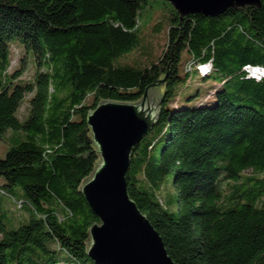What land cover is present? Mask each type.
I'll return each instance as SVG.
<instances>
[{"label": "trees", "instance_id": "1", "mask_svg": "<svg viewBox=\"0 0 264 264\" xmlns=\"http://www.w3.org/2000/svg\"><path fill=\"white\" fill-rule=\"evenodd\" d=\"M161 1L166 42L142 64L139 16L153 0H0V138L23 133L0 159L18 210H0V264H96L86 244L97 219L78 192L98 161L87 113L136 102L158 79L161 113L133 152L129 197L177 264H264V176L243 175L264 173V76L243 69H264V0L182 18ZM19 45L29 80L23 64L8 71ZM191 73L218 85L183 95Z\"/></svg>", "mask_w": 264, "mask_h": 264}, {"label": "water", "instance_id": "2", "mask_svg": "<svg viewBox=\"0 0 264 264\" xmlns=\"http://www.w3.org/2000/svg\"><path fill=\"white\" fill-rule=\"evenodd\" d=\"M179 14L217 17L231 7L259 5L260 0H165ZM164 79L148 85L132 103L103 100L86 116L98 157L79 186L96 217L87 230L86 256L96 264H177L161 237L129 197L125 173L139 141L157 124Z\"/></svg>", "mask_w": 264, "mask_h": 264}, {"label": "rangeland", "instance_id": "3", "mask_svg": "<svg viewBox=\"0 0 264 264\" xmlns=\"http://www.w3.org/2000/svg\"><path fill=\"white\" fill-rule=\"evenodd\" d=\"M169 10L170 6L166 5L161 0H153L152 6H149L140 14L139 35L141 43L139 45V50L134 53L132 59L136 58L139 63L149 64L151 61L158 58L166 42V30L168 27L166 14L169 12ZM11 52L12 54L8 71L11 72L13 69L20 66V64H23L24 70L21 78L29 80L32 77L34 69L30 64L24 63L22 61H24V59L27 61L30 60V53H27L20 45L19 48L16 46H12ZM185 56L186 55L184 54L180 69L189 72L188 65L184 63V61L186 60ZM217 85L218 79L216 78L209 77L206 80H203L196 73H191L185 85L181 88L180 92L185 95L192 90H198L199 95L197 96V98L202 99L206 94H209V91L213 87ZM209 99L211 98L209 97ZM26 105V102L23 103V105L19 109V115L21 117H24L26 114ZM22 135L23 133L20 131H12L10 129L5 131V133L0 138V159L4 157L5 152L11 145L15 143V140L22 138ZM243 175L262 177L264 176V173L255 174L254 172H252V170H246L243 172ZM2 183L3 179L0 177V210L4 211L7 215H10L11 213L15 214L18 210L16 204H12L13 200L10 197L12 191L9 188L1 186ZM16 220L17 219L14 218L15 222ZM17 226L12 227L8 225L7 227L12 229L16 228Z\"/></svg>", "mask_w": 264, "mask_h": 264}, {"label": "built area", "instance_id": "4", "mask_svg": "<svg viewBox=\"0 0 264 264\" xmlns=\"http://www.w3.org/2000/svg\"><path fill=\"white\" fill-rule=\"evenodd\" d=\"M197 69L201 75H206L210 70V65H202L197 66ZM249 77L255 78L256 80L260 79L262 76H264V69L260 67H253V66H245L243 68Z\"/></svg>", "mask_w": 264, "mask_h": 264}]
</instances>
